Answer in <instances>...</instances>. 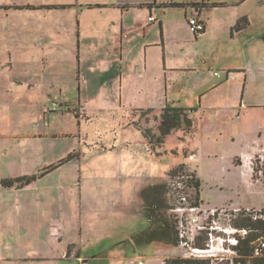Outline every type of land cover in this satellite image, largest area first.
Instances as JSON below:
<instances>
[{
    "label": "rangeland",
    "instance_id": "obj_1",
    "mask_svg": "<svg viewBox=\"0 0 264 264\" xmlns=\"http://www.w3.org/2000/svg\"><path fill=\"white\" fill-rule=\"evenodd\" d=\"M41 1L0 0V4L17 5L22 2L38 3ZM60 1L63 0H43L47 3ZM137 1L139 0H80V2L92 3ZM211 2L223 3V5L203 9L209 33L207 36L202 35L200 41L187 44V49H201L209 56L205 63L203 60L201 61L206 70L210 72L208 74L212 82L217 79L225 80L227 67L238 65L237 62H239L234 55L237 50H231L233 42L229 29L230 23L232 19L237 17L243 15L248 17L251 24L247 30L242 35L235 31L234 35H237L236 43L250 56L243 60V63L251 70L248 79L247 101L251 104L264 102V56L261 52L264 50V0H211ZM181 3L188 4L187 2ZM187 6L190 7V5ZM60 9L62 8H56L55 11L50 12L46 11L45 7L41 8L40 11L0 9V134L3 132L4 134L20 135L33 133L37 130L46 131V129L54 128L57 123H60L62 133L75 132L76 136H63L58 139L48 138L46 140L50 141L43 142L38 137L10 136L6 138L7 141L0 137V145L2 143L8 145L15 140L20 146L42 143L43 145H54V148L47 150V152L44 151V156L48 159H52L51 157L54 159L55 154L59 156L69 146L77 145L78 149L83 148L81 157L76 159L79 165L78 175L71 173L72 165L68 163L60 170L49 173L35 183L40 184L45 181L43 183L45 185L44 190L59 192L54 187L55 182L61 181L62 176H66L67 180L74 178L76 182L74 186H76L78 194L77 200H79L78 205L81 203L80 193H83L84 214L82 215V211L79 210L76 220L75 218L70 219L72 225H68L70 222H67L68 228L70 226L77 227V232L74 227L71 228L70 233L72 234L69 238L78 240V245L83 248L85 255L97 256V254L102 255L103 253L106 255L112 240H121L130 232L148 227L150 219L146 214L148 210L144 204L143 193L154 184L167 183L171 168L189 162L192 157L189 158L187 153L182 150V144L176 134H170L162 147H156L162 157L150 156L153 155V151L150 149L144 131L147 128H152L154 132L158 130V119L155 118V115L161 112L158 111L160 109L149 111L151 118L150 120L147 119L146 112L152 109H147V106L150 105L143 102L142 98L133 102L122 103L120 98L116 97L113 83L104 85L103 89L101 86L98 87L107 93L105 102H99L100 98L89 97L88 102L84 101L86 98H82L80 103L81 92L88 96L87 92L92 93V90L94 92L98 90L95 87L99 85L100 79L92 65V61L96 57L91 52L92 50L88 49L89 54L83 56L81 66L80 59H78L80 47L77 39L74 40V36L70 38L68 43L58 38V41H54L56 46L52 48H48L44 44L45 38L41 33L44 27L49 26V21L53 22L55 19L58 23L62 16L58 12ZM175 13L179 15L183 14V11L178 9L167 10L168 16L166 18L172 20L169 24L178 23L176 19L180 16ZM159 15L161 16V12ZM183 17L188 32L183 27L181 30L178 29V26L174 28L176 33L170 39L171 52L177 50L178 44L173 43L177 35L193 37L196 40L184 14ZM72 23L78 25L76 15ZM157 26L159 27V24ZM222 33L225 34V40L221 43L220 57L217 58L215 53L217 51L215 48L216 36ZM28 36H33L35 39H28ZM82 43V47L86 43L89 45V41L84 38ZM247 44L249 46L245 47ZM181 45L186 47L184 43ZM233 46L237 48L236 44ZM215 72L221 73L222 77L215 76ZM113 73L111 72V74ZM178 75L182 76L181 80L184 82L176 89L185 92L187 89L185 85L191 81V77L195 80L200 73ZM186 99L188 100L187 97ZM53 101L61 105L56 111L52 110ZM144 107L145 110H142ZM142 111L144 112L142 113ZM248 111L252 115L261 114L264 113V107L260 108L256 105L250 109H244L243 114ZM237 112L242 113V109H238ZM78 115L82 117L81 136L79 123L75 120ZM49 124H51L50 127ZM204 144L206 147L204 148L205 152L201 153L202 159L213 154L209 149L208 142L204 141ZM106 146L110 147L107 151H105ZM92 147L97 149L89 150ZM179 147L181 151L178 153L177 148ZM262 153L264 150L256 156L252 164L254 169L253 182L256 183V186L249 187L248 184L238 181L234 177L224 179L222 183L213 180L212 176L205 177L202 193L205 200L203 206L210 208L213 206L232 208V206L240 204L262 206L264 204V172L263 174L259 173L258 161ZM40 158L38 156L33 158L28 153L26 155V160L38 161ZM4 159H6L5 155L0 157V160ZM81 162H83V172L80 177ZM31 163L29 162V164ZM23 165L28 167V163ZM256 168H258L257 171ZM211 171L219 174L222 171V165L210 168L209 172ZM61 186L63 185L61 184ZM67 186L68 188L72 186L69 180ZM34 189L36 190V188ZM32 191L35 192L33 189ZM66 193L65 203L67 206L72 197L70 192ZM94 196L96 199H93ZM167 197L169 196L166 192L165 207L161 208L162 213L174 218ZM120 203L135 206L142 204V212L126 213L122 211L118 215L119 210L117 211V208H119ZM116 205L117 207L114 208ZM51 208L56 209L55 202L51 203ZM241 208L264 211V208L255 205ZM236 222L238 223V221ZM204 234H201L202 237ZM9 237H11V233L5 232L4 253L17 256L27 252L26 247L18 248V245ZM34 241H37V238ZM24 242H29V240H24ZM165 250L166 252H179L176 253L179 256L190 255L191 252V249H187L183 245L166 244L159 241L142 246V253L147 255L158 252L164 253ZM225 254L229 255L226 252ZM91 261V264H103L102 260H98L97 257ZM215 263L227 264V261L215 259ZM155 264L163 263L161 259H156Z\"/></svg>",
    "mask_w": 264,
    "mask_h": 264
},
{
    "label": "crops",
    "instance_id": "obj_2",
    "mask_svg": "<svg viewBox=\"0 0 264 264\" xmlns=\"http://www.w3.org/2000/svg\"><path fill=\"white\" fill-rule=\"evenodd\" d=\"M153 2H155V6H142V3ZM181 2L190 3L194 1L139 0L137 2L92 3L80 2V0H63L47 3L42 0L38 2L40 4L22 2L17 5L5 4L4 6H10L12 10L18 11L41 10V8H16L17 6L24 7L29 4L36 6H66L58 10L62 14L58 23L55 19L53 22L49 21V26L44 27L41 34H43L46 40H44V44L48 48L56 46L54 41H58V38L68 43L70 38L74 36V40L77 39L80 47L78 59H80L81 66L83 56L89 54L88 49L92 50L91 52L95 55L96 59H93L92 65L100 79L99 85L95 87L98 90L96 92L92 90V93L87 92L88 96L81 92L80 103L82 98H86L84 101L88 102L89 97L100 98L99 102H105L107 93L98 87L101 86L103 89L104 85L113 83L115 94H117L116 97H119L122 103L126 101L133 102L142 98L143 102L150 105L147 106V109L156 110L159 108L160 110L158 111L161 112L155 115V118L158 119V127L160 125L159 117L163 107L168 102L191 108V117L195 120L194 129L189 133H185L184 130H175L171 134H176L182 144V150L187 153L189 158L192 157L186 164L196 172L201 185L200 197L203 204L205 200L202 193L205 177L209 178L212 176L213 180H218V183H222L224 179L234 177L238 181L248 184L249 187L256 186V183L253 182L254 169L252 164L256 156L264 150V113L252 115L248 111L243 114V110L250 109L256 105L263 108L264 102H253L251 104L247 101L248 79L251 70L243 63V60L245 57L248 58L250 56L246 50L241 49V46L236 43L237 35H234L235 31L242 35L247 30L251 24L249 18L243 15L232 19L229 29L231 30L233 45L236 44L237 48L232 45L231 50H237L234 55L239 62H237L238 65L227 67L225 80L217 79L212 82L208 74L210 72L204 66L209 56L201 49H187V44L200 41L202 35L207 36V33H209L207 30L208 23L204 18V10L201 11V16L205 22L204 31L200 33L193 32L196 40L193 37L177 35L174 38L176 40L173 42L178 44L177 50L171 52L170 39L175 36L176 30L174 28L178 26V29L181 30V27H183L188 32L183 14L187 21L188 16L194 12V8L191 6H170L172 3ZM95 4H101V7L93 6ZM46 6L45 10L48 12L56 9ZM171 9L183 11V14L178 15V13H175L180 16L176 19L178 23L172 22L173 24H169L172 20L166 17L168 16L167 10ZM159 12H161V16ZM151 13L156 15V20L148 22ZM75 15L78 21L77 26L72 23ZM244 17L247 18V21L244 22V28L241 30L234 29L238 21ZM157 24H159V27ZM83 38L89 41V45L86 43L82 47ZM28 39L35 38L28 36ZM224 40L225 34L222 33L216 36L215 48L217 51L215 53L217 58L220 57L221 43ZM181 43L186 44V47L181 45ZM248 46L249 44L245 47ZM261 52L264 56V50ZM111 72L114 73L111 74ZM198 73L200 75L197 79L194 80L191 77V81L185 85L187 86L185 92L176 89L184 82L181 80L182 76L178 74L193 75ZM215 76L218 78L222 77L221 73L219 75L215 74ZM186 97L188 100H185ZM238 109H242V113H238ZM142 110H145V107ZM146 115H148L146 118L150 120L151 115L149 116V113ZM75 120L79 123L81 136L82 117L78 115ZM50 125L48 126L50 127ZM60 125V123H57V126L46 129V131L37 130L33 133L20 135L4 134L2 132L0 137H3L5 141L10 136L38 137L43 142L50 141L46 140L48 138L58 139L63 136H76L75 132L62 133ZM183 136L185 138L182 139ZM204 141L208 142L209 149H211L213 154H209L202 159L201 153L205 152L204 148L206 147ZM16 142L17 140L8 145L4 143L0 145V157L6 156V159L0 160V264H91L90 261L94 257L102 260L103 264H138L139 261H143L145 264H155L156 259H161L162 263L165 264L167 258L179 256L176 254L179 252H166V250L164 253L158 252L157 254L147 255L142 253V246L145 244L138 243L133 238L142 229L130 232L121 240H112L106 255L104 253H101L102 255L97 254V256L83 254V248L79 247L78 240L72 237L69 238L72 234L70 233L71 228L74 227L77 232V227L70 226L68 228L67 226V222H70L68 225H72L71 220L73 218L76 220L79 210L82 211V215L84 214L83 193H80L79 199H81V203L78 205L79 200H77L78 194L76 186H74L76 183L74 178L68 179L72 185L69 188L66 176H62L61 181H58V183L55 182L54 187L59 192L44 190L45 185L43 183L45 181L40 183L42 185L35 183L43 177L23 188H5L1 182L5 178L11 179L38 174L41 169L57 163L70 153H78L79 156L55 170H60L70 163L72 165L71 173L78 175L79 165L76 159L81 157L83 148L78 149L77 145L69 146L59 156L55 154L54 159L53 157L48 159L44 156V151L47 152V150L54 148V145H43L42 143L39 145L20 146ZM94 149L97 148L92 147L89 150L92 151ZM109 149L110 147L106 146L105 151ZM177 150L179 153L181 151L180 147ZM53 151L55 153V150ZM27 153L33 158L35 156L41 158L38 161L33 159L26 160ZM150 156L154 158L162 157L157 154ZM193 157H195V160H193ZM80 160L82 161L83 159ZM29 162L32 163L29 164ZM25 163H28V167L23 165ZM221 165L222 171L219 174H215L212 171L209 172L210 168ZM80 172L81 177L83 162L80 164ZM66 192H70L72 197L70 204L67 206L65 203ZM52 194L54 195L52 196ZM94 198L96 199V196ZM52 202H55L56 209L51 208ZM61 202L62 205H60ZM252 205L264 208V204L262 206L240 204L232 206V208L236 209ZM118 210V215L122 211L126 213L142 212V204L135 206L120 203ZM5 232L11 233L9 239L16 243L18 248L26 247L27 252L17 256L4 253ZM35 238H37V241H34ZM24 240H29V242H24ZM11 248L14 249L13 247Z\"/></svg>",
    "mask_w": 264,
    "mask_h": 264
},
{
    "label": "trees",
    "instance_id": "obj_3",
    "mask_svg": "<svg viewBox=\"0 0 264 264\" xmlns=\"http://www.w3.org/2000/svg\"><path fill=\"white\" fill-rule=\"evenodd\" d=\"M155 6V2L153 3H142V6ZM190 5L195 8L198 7L203 9L218 7L223 5V3L211 2L210 0H202V2H198L195 0L191 3H172L170 6H179L185 7ZM43 6L36 5H25L24 7L17 6V9L28 8V9H38L44 8ZM93 6L101 7V4H95ZM48 8H61L66 7L65 5H51L46 6ZM1 8H10V6L5 7L4 5H0ZM188 21V18H187ZM247 21V18H241L238 23L235 25L234 29L241 30L244 28V22ZM189 23V22H188ZM205 29V28H204ZM202 30L201 32H203ZM195 33V32H194ZM200 33V32H199ZM149 109L146 114L151 111ZM191 108H187L181 106L179 104L168 102L162 110L160 115V125L158 127V132H154L152 128L145 129V136L149 141L150 148L153 151V154H157L161 156L158 149L156 147H162L168 135H170L175 130H184L185 133L191 132L195 127V120L191 117ZM185 138L184 136L182 139ZM78 153H70L68 156L64 157L60 161L55 164H52L43 170H41L38 174L26 175L17 178H5L3 179L2 185L5 188H23L32 182L36 181L39 178L46 176L47 174L53 172L55 169L69 162L70 160L78 157ZM190 168V169H189ZM186 169V170H185ZM264 169V168H263ZM258 168H256V171ZM185 174L183 178L182 175ZM170 178L167 183H157L152 185L143 193L145 198V206L148 211L146 214L149 216L150 224L148 227L143 229L141 232L135 234L133 238L142 244L152 243L154 241L165 242L168 244H179L178 233L176 229L175 220L173 217H168L162 213V207H165V193L167 192L168 201L170 204V208L172 207V201L180 196L182 193L187 192L191 193L196 200L197 203L201 202L200 197V182L196 176V172L186 163H181L176 167L171 168ZM162 208V209H161ZM238 221V223L236 222ZM235 221V225L240 228L249 229V233L242 237L239 236V243L236 246L238 250V256L235 258L237 264H264V255L262 256H254V245L255 242L259 238L264 239V219L254 220L252 217V213H247L242 211L241 214L237 217ZM207 234L202 235L197 239L196 245L198 247L204 248L206 245ZM212 258L206 257H170L165 260V264H212ZM227 264H229L227 262Z\"/></svg>",
    "mask_w": 264,
    "mask_h": 264
},
{
    "label": "built area",
    "instance_id": "obj_4",
    "mask_svg": "<svg viewBox=\"0 0 264 264\" xmlns=\"http://www.w3.org/2000/svg\"><path fill=\"white\" fill-rule=\"evenodd\" d=\"M202 2V0H198ZM202 9L194 8L193 14L188 16V22L193 32L199 33L205 28V22L201 16ZM156 20V15L151 13L148 22ZM219 75V72L216 73ZM61 105L53 101L52 110L56 111ZM259 173L264 172V153L259 158ZM183 178L185 174L182 175ZM187 180V178H186ZM196 198L189 192H184L172 201L171 212L174 216L178 233L179 244L191 249L190 257H210L212 264L216 260L227 261L229 264H237L235 258L239 255L236 246L239 243V236H246L249 229L240 228L235 225L237 217L242 211L252 213L254 220L264 219L263 210L242 209V208H217L205 207L197 203ZM222 232V233H220ZM207 234L204 248L196 245L201 234ZM228 245V247H227ZM254 256L264 255V239L259 238L254 245ZM222 251H224L222 253ZM229 253V255H226ZM138 264H145L139 261Z\"/></svg>",
    "mask_w": 264,
    "mask_h": 264
}]
</instances>
